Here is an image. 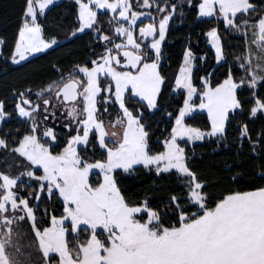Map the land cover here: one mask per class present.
Masks as SVG:
<instances>
[{"label": "trees", "instance_id": "16d2710c", "mask_svg": "<svg viewBox=\"0 0 264 264\" xmlns=\"http://www.w3.org/2000/svg\"><path fill=\"white\" fill-rule=\"evenodd\" d=\"M31 0H0V105L4 108V114L8 120L3 124L0 138L5 143V149L0 157H5L18 149L28 135V123L18 116L17 107L22 106L26 110H33L37 106H43L44 98L39 94L48 89L61 88L70 80H75L81 85V93H85L89 87L87 76H81L79 69L88 72L95 69V64L103 59L108 51L115 57L117 53L113 45H107L102 41L105 37L108 42L120 41L116 30L119 24L116 15L109 13L99 14L95 25L90 32L83 35L78 32L79 13L75 3L63 2L51 8L45 14V21L40 23L43 28L45 40H55L59 46L40 55L27 63L14 66V57L27 8ZM35 1V0H33ZM114 3L115 0H108ZM151 2L156 0H150ZM181 0H163L161 7L165 12L154 24L144 23L137 28L136 38L140 41L139 32L147 26L156 30L155 38L144 43L141 50L143 64L157 62L159 75L163 81L157 102V111L151 113L147 106L127 96L126 109L129 115L139 119L144 128L147 139V152L150 156L162 155L166 152V145L174 135L175 120L183 108L185 92L174 93L176 78L184 62V56L189 51L194 58L193 86L202 91V80L210 78L212 89L219 87L226 81L231 73L238 84L243 77L237 62H233L235 53L242 55L245 51L244 41L233 37L218 18L199 20V12L195 7L180 6ZM258 9L250 13L246 20L250 26L263 17L264 1H255ZM176 12L169 24L165 43L159 59L148 48L159 37L158 26L167 16L172 14V8ZM180 7V9H179ZM163 9V8H162ZM154 15L157 13L154 12ZM218 30L221 36L224 53L228 62L217 66L216 56L208 45L207 36L210 32ZM121 52V51H120ZM122 61V59H121ZM124 63V62H123ZM97 65V64H96ZM120 73L137 74L139 70H126L112 65ZM99 89L101 95L97 101L96 116L101 123L115 121L121 122V127L126 126V119L117 108L113 95L115 88L107 77H100ZM46 97H54L49 94ZM239 110L228 117L225 133L221 137L207 138L202 143L190 146L180 143L179 146L185 154V165L194 181L202 187L203 208L193 204L190 200L189 189L183 177L176 172L158 174L144 167H137L129 173L116 171L114 183L123 203L130 208H144L147 213L135 217L134 221L145 225L150 213L156 215L157 223L151 225V229L158 235L163 231H175L183 225L189 224L204 216L205 213H213L216 208L227 198L235 195H245L264 190V83L254 92L248 87H243L236 94ZM80 99L78 119L66 120L61 114L56 116L60 122L54 125L41 124L38 126L37 137L41 144L48 148L55 158L60 157L66 150L67 141L73 138L76 132L83 136L81 124L86 119V102ZM258 104L263 107V112L258 115L254 110ZM199 105V98L195 100ZM50 113V109L46 110ZM75 133L67 137L70 130ZM185 125L201 132H210L211 124L206 115H195L185 121ZM54 130L55 143L52 144L43 138L44 129ZM79 158L84 163H106L108 153L101 149L98 135L92 132L85 148L78 151ZM100 178L93 175L91 186L98 184ZM1 184V182H0ZM50 188L44 186L41 193L38 183H17L13 193L18 203L25 202L33 211L36 223L35 229L28 218L22 213H16L18 222L12 223L10 231L3 226V232L9 243L1 238L6 257L11 264H61L60 258L53 255L45 259L42 255L36 232L43 233L50 229L53 219L64 218L65 205L58 193L49 196ZM3 196L4 193H1ZM66 230L65 244L67 253L74 264H79L82 259L81 250L85 248L93 237L92 231L81 228L74 231L70 224L64 226ZM95 238L103 247L102 257L110 248L108 237L96 232Z\"/></svg>", "mask_w": 264, "mask_h": 264}, {"label": "rangeland", "instance_id": "374dc122", "mask_svg": "<svg viewBox=\"0 0 264 264\" xmlns=\"http://www.w3.org/2000/svg\"><path fill=\"white\" fill-rule=\"evenodd\" d=\"M253 1L258 0L180 1V6L196 7L199 12V20L218 18L233 37L240 38L245 42L244 53L242 55L235 53L236 56L233 59V62H237L239 69L243 72V77L236 84L231 73L230 77L215 89L210 86V78L203 79L202 91L196 90L192 80L195 60L189 53L179 71L176 78L178 84L176 85L175 82L174 88L175 94L185 92L183 108L175 120L173 138L167 143L166 152L162 155H148L146 134L139 119L125 118L126 126L124 128L121 127V122L118 120L114 125L98 121L96 112L100 95L97 96L93 83H90L88 91L81 94L83 101L86 102L87 111L86 119L81 124L83 136L80 137L79 132H76L75 137L69 138L66 150L58 158L53 157L49 149L45 148L37 137L38 126L41 122L44 125L49 124V126L60 122L59 119H56V114L46 111L51 109L54 98L46 96L55 94L58 89H48L45 93L39 94V98L45 97L41 107L37 106L33 110H26L21 105L18 106V116L28 123L29 133L18 149L10 155L0 157V205L4 211L10 214L7 215L9 217L4 223L10 226L16 219L14 215L20 212L35 227L36 220L33 211L28 208L25 202L18 203L16 201L13 190L17 183L22 181L29 184L38 183L41 193L46 185L50 188L49 196L54 193L59 194L65 205L66 213L64 218L53 219L50 229L43 233L37 231L39 249L46 260L57 255L61 264H74L67 253L65 244L66 230L64 226L70 224L75 232L81 228H87L93 234L89 244L81 250L82 259L79 264H184L180 255L166 263L161 243L153 239L157 232L151 229V225L157 223L156 215L150 213L149 220L145 225L136 223L135 217L147 213V211L144 208H130L123 203L114 183V173L116 171L129 173L137 167H144L158 174L176 172L184 178L191 202L203 208L202 187L187 171L185 154L179 144L185 143L194 146L207 138L223 136L228 117L239 110L237 91L248 87L256 92L264 83V13L254 26H250L246 20L247 16L255 11L256 7ZM75 3L80 8V27L74 37L90 32L99 14L109 13L112 17L116 15L115 21L119 24L116 34L120 41L108 42L105 37L101 38L102 41L107 45H113L115 53L130 50L138 53L141 57L142 44L136 38L138 26L144 23L154 24L165 12V7H161L163 0L153 2L150 0H115L114 4L108 0H75ZM176 11L177 7L172 8V14L160 22L159 37L148 47L155 56H158V59L173 16L176 13L179 15L182 13L181 9L179 13ZM154 12L157 15H154ZM31 35L34 45L27 46V50H25V43L20 45L13 61L14 66L22 65L27 57L39 55L44 51L45 48L38 49L40 35L37 30ZM22 40L26 41V36ZM207 40L216 56L217 66L227 63L228 59L224 53L218 30L210 32ZM29 47L33 48V52ZM1 50L0 44V55ZM122 53L119 54L120 57L123 55ZM117 59L119 60L118 57ZM157 66L159 67L158 64ZM158 67L145 63L135 75L126 73L128 75L124 77L114 78L113 81L117 87L113 100L124 117L127 113L128 95L131 99L145 104L152 114L157 111V102L163 83ZM96 74L95 72L94 75H89L90 81L93 80L91 76L96 79ZM198 98L199 105H195V100ZM62 105L61 115L66 120L72 118L71 120L75 122L78 119V111L74 110H78L79 102ZM260 112H263V107L258 104L254 114L258 115ZM198 114L206 115L209 118L210 132H201L185 125L187 119ZM7 120L4 108L0 105V132ZM68 125L70 130L66 136L71 137L75 130ZM92 132L98 135L101 149L108 153V160L105 164L84 163L78 156V151L87 146ZM42 136L50 143H55L54 130L45 128ZM3 149H5V143L0 138V153ZM93 175H98L100 182L97 181V185L95 183L94 186H91L90 180ZM1 193L4 195L2 196ZM11 214L13 215L11 216ZM96 232L105 234L109 239L110 248L106 257H102L103 247L95 238ZM192 235L196 239L199 237V234L195 236L194 232ZM9 261L6 257L5 260L0 261V264H11Z\"/></svg>", "mask_w": 264, "mask_h": 264}, {"label": "crops", "instance_id": "0c3cea01", "mask_svg": "<svg viewBox=\"0 0 264 264\" xmlns=\"http://www.w3.org/2000/svg\"><path fill=\"white\" fill-rule=\"evenodd\" d=\"M72 2L75 3V0ZM59 3L60 0H31L29 2L12 64L20 45L25 43V50H27V46L34 45L31 33L35 30L40 35L38 49H45L39 55L27 57L25 63L59 46L55 40L47 41L44 39L43 28L40 24V18L45 17V14ZM77 7L79 13V5ZM25 36L26 41L22 40ZM29 48L33 52V48ZM189 53V51L185 53L184 60ZM156 58L158 59L157 55ZM113 63V57L108 51L105 57L97 62V65L95 64L93 71L88 72L82 68L77 73L88 77L89 86L90 83H93L97 96L101 95L99 79L104 76L111 80L116 92L117 85L113 81L114 78L117 79L119 76L124 77L128 74L118 72L112 66ZM157 64L154 62V64L147 63L146 65L158 67ZM95 72L97 73L96 79L91 76L93 80L90 81L89 75H94ZM125 115L126 119L132 118L128 112ZM7 215L10 214L4 211L0 205V237L2 236V239L9 243L12 240L11 236L7 238L6 234L2 233V228L4 226L7 231H10L12 223L18 222L21 218H16L9 226L4 223L9 217ZM35 232L37 237V231ZM193 232L195 236L199 234L198 239L194 238ZM153 239L161 243L166 263L180 255L184 264H264V190L229 197L213 213L207 212L201 218L183 225L178 230H165L162 234L154 236ZM5 258L6 255L0 238V261L5 260Z\"/></svg>", "mask_w": 264, "mask_h": 264}, {"label": "water", "instance_id": "95a60500", "mask_svg": "<svg viewBox=\"0 0 264 264\" xmlns=\"http://www.w3.org/2000/svg\"><path fill=\"white\" fill-rule=\"evenodd\" d=\"M156 30L153 27L147 26L145 29L140 30L139 37L143 39V43L152 41L155 38ZM122 58L125 61L121 63L117 57L113 58L114 64L119 68L122 67L126 70L137 71L143 64V58L135 52L126 50L122 53ZM121 63V64H120ZM81 85L77 81L67 82L59 91L58 97H63L64 104H76L81 99Z\"/></svg>", "mask_w": 264, "mask_h": 264}, {"label": "flooded vegetation", "instance_id": "af4514ba", "mask_svg": "<svg viewBox=\"0 0 264 264\" xmlns=\"http://www.w3.org/2000/svg\"><path fill=\"white\" fill-rule=\"evenodd\" d=\"M258 1H264V0H258ZM254 2L255 1H253V4L255 5ZM255 7H256L255 10L258 9L257 5H255ZM121 59H122L121 63L125 62L123 60L122 56H121ZM58 93H59V91L54 94L53 102H52L51 109H50L51 110L50 113H54V114H56V116H60L61 109L63 108L62 104H64L63 97H58L57 96ZM46 105L49 106L48 104H46ZM74 111L77 112V110H74Z\"/></svg>", "mask_w": 264, "mask_h": 264}, {"label": "built area", "instance_id": "2783aa9c", "mask_svg": "<svg viewBox=\"0 0 264 264\" xmlns=\"http://www.w3.org/2000/svg\"><path fill=\"white\" fill-rule=\"evenodd\" d=\"M60 1H61V3H63V2H71V0H60ZM44 21H45V19H44V17H42L40 19V22L43 23Z\"/></svg>", "mask_w": 264, "mask_h": 264}]
</instances>
